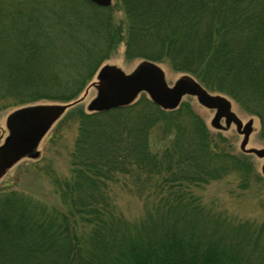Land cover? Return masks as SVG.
<instances>
[{"label":"trees","instance_id":"obj_1","mask_svg":"<svg viewBox=\"0 0 264 264\" xmlns=\"http://www.w3.org/2000/svg\"><path fill=\"white\" fill-rule=\"evenodd\" d=\"M47 2L0 0V108L80 98L123 43L128 59L229 98L264 141V0H119L120 25L112 5ZM76 121L69 176L52 177L59 207L0 190V264H264V221L194 192L225 178L247 189L254 164L191 105L164 111L143 94ZM116 188L139 218L119 212Z\"/></svg>","mask_w":264,"mask_h":264},{"label":"rangeland","instance_id":"obj_2","mask_svg":"<svg viewBox=\"0 0 264 264\" xmlns=\"http://www.w3.org/2000/svg\"><path fill=\"white\" fill-rule=\"evenodd\" d=\"M42 1H49L52 4L62 2L66 6L69 5L70 7H76L77 5L76 0ZM49 2H47L46 4H50ZM111 5L114 7L115 11L114 20L117 24L120 25V21L121 19H123L122 4H120L119 0H112ZM121 25L124 26V24ZM141 61L143 60L128 59L124 55V44L122 43L117 48L116 52L112 54V56L108 60H106L102 64V66H116L120 70H122L124 74L127 75L132 73ZM155 64L158 65L164 71L165 82L168 87H172L176 80L181 75H183L181 73L175 72L167 63ZM97 72L94 75L90 84L96 81ZM89 86L87 87L88 93L84 101L72 108H68L65 114L52 126L50 131L42 139L38 147V151L40 153L39 157L37 159L23 158L18 163H16L0 179V190L19 192L47 206H60V200L57 196V193L55 192L52 177L54 176L64 178L69 176L70 153L73 149L74 142L78 134V124L76 121L77 114L82 111L85 113L88 112L86 108L88 104L96 97L97 94L96 89L90 88ZM143 94L147 97L146 93H140L139 96L134 100V102ZM82 96L83 95H80V98ZM52 104L61 103L41 102L35 105ZM181 104H187L189 106L191 105L193 110L205 121L207 127H209L213 132L219 133V135L223 139L229 142V145L233 149L234 154L241 153L239 145L242 140V137L236 133L234 125H232L229 129L225 131L214 130L213 128H211L210 125V122L215 113L214 110L201 107L197 103L196 99L191 96L183 97L179 106ZM16 109L20 108H0V145L8 136V131L5 125L6 119L8 115ZM231 110L244 124L249 119H253V132L250 135L247 148H264V141L262 140L259 134L260 124L258 119L245 115L232 101ZM221 124L225 126L223 120H221ZM248 156L254 164V170H249V176H251L250 184L247 189L240 188L238 184L234 182L231 178H225L222 180L211 182L201 188H196L194 189V192L200 198L203 204L209 206L215 202V204H217L215 208L226 211L229 215H231V217L240 220H254L256 222H263L264 182L258 179H264L263 175L261 174V166L264 163V160L257 159L253 155ZM114 199L119 212H121V214L126 219L135 220L141 216L142 204L135 197L128 195L119 188H116L114 191Z\"/></svg>","mask_w":264,"mask_h":264},{"label":"water","instance_id":"obj_3","mask_svg":"<svg viewBox=\"0 0 264 264\" xmlns=\"http://www.w3.org/2000/svg\"><path fill=\"white\" fill-rule=\"evenodd\" d=\"M98 7H109L112 0H90ZM91 87L97 91L96 97L88 104L89 113H102L130 105L140 93H146L148 99L164 111L178 108L185 96H191L206 109L214 110L210 122L214 130L225 131L232 125L242 137L240 152L264 159V148H247L253 132V119L245 124L232 112L231 101L222 95H212L193 77L183 74L172 87L165 82L164 71L155 63L141 61L130 74L113 65L102 66ZM85 95L77 102H82ZM73 104V103H72ZM72 104L33 105L22 107L10 113L6 119L8 136L0 145V179L23 158L37 159L38 147L52 126L63 116ZM224 121L225 126L221 124ZM264 176V163L261 166Z\"/></svg>","mask_w":264,"mask_h":264},{"label":"bare ground","instance_id":"obj_4","mask_svg":"<svg viewBox=\"0 0 264 264\" xmlns=\"http://www.w3.org/2000/svg\"><path fill=\"white\" fill-rule=\"evenodd\" d=\"M82 95H83V96L85 95V91H84V93H83ZM78 100H79V98L76 99V100H74V101L68 102L69 104H72V103H73V104L70 106V108L76 106L77 104H80L81 102H77V103H75V102L78 101Z\"/></svg>","mask_w":264,"mask_h":264}]
</instances>
